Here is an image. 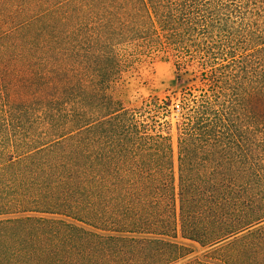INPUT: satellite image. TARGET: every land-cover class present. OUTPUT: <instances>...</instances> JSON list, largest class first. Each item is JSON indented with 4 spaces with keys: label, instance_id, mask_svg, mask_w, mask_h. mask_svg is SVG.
<instances>
[{
    "label": "trees",
    "instance_id": "obj_1",
    "mask_svg": "<svg viewBox=\"0 0 264 264\" xmlns=\"http://www.w3.org/2000/svg\"><path fill=\"white\" fill-rule=\"evenodd\" d=\"M161 55L195 76L129 107ZM166 237L264 264V0H0V264H164Z\"/></svg>",
    "mask_w": 264,
    "mask_h": 264
},
{
    "label": "rangeland",
    "instance_id": "obj_2",
    "mask_svg": "<svg viewBox=\"0 0 264 264\" xmlns=\"http://www.w3.org/2000/svg\"><path fill=\"white\" fill-rule=\"evenodd\" d=\"M161 56L147 59L139 64L133 74L123 75L118 84L124 88V101L129 107H138L144 102H158L166 97L175 101L174 95L180 96L181 85L195 76L196 67L191 63L175 62L169 56L168 60H162ZM189 86L192 82L188 83ZM179 114L173 112L172 123H175ZM252 116L240 117L246 125L252 124ZM176 151L174 159L176 161ZM203 252L196 243L185 241L180 237L163 238V261L164 264H179Z\"/></svg>",
    "mask_w": 264,
    "mask_h": 264
}]
</instances>
